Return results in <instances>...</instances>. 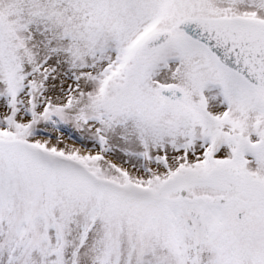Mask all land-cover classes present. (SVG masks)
Here are the masks:
<instances>
[{"label": "rangeland", "instance_id": "374dc122", "mask_svg": "<svg viewBox=\"0 0 264 264\" xmlns=\"http://www.w3.org/2000/svg\"><path fill=\"white\" fill-rule=\"evenodd\" d=\"M220 17L264 0H0V264H264V91L175 28Z\"/></svg>", "mask_w": 264, "mask_h": 264}, {"label": "water", "instance_id": "95a60500", "mask_svg": "<svg viewBox=\"0 0 264 264\" xmlns=\"http://www.w3.org/2000/svg\"><path fill=\"white\" fill-rule=\"evenodd\" d=\"M191 43L203 49L217 63L231 72L250 89L264 90V22L243 18L203 19L190 18L176 26ZM171 38L162 32L148 38L143 46L145 52L164 47ZM168 101L188 103L184 95L174 88L161 91ZM230 179V174L216 171L208 178Z\"/></svg>", "mask_w": 264, "mask_h": 264}]
</instances>
